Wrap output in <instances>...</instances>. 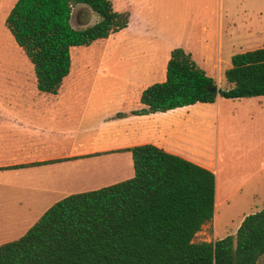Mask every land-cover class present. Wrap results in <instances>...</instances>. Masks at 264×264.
Masks as SVG:
<instances>
[{
  "label": "trees",
  "instance_id": "obj_1",
  "mask_svg": "<svg viewBox=\"0 0 264 264\" xmlns=\"http://www.w3.org/2000/svg\"><path fill=\"white\" fill-rule=\"evenodd\" d=\"M79 3L96 19L72 29L69 12ZM127 17L109 0H15L4 25L32 65L35 88L56 94L71 66L70 48L106 38ZM223 77L229 87L221 90L189 53L172 48L164 80L145 87L143 107L129 113L264 96V45L232 54ZM125 150L132 177L57 200L21 236L0 244V264H255L264 254V204L233 235L195 242L213 216L214 174L151 144Z\"/></svg>",
  "mask_w": 264,
  "mask_h": 264
},
{
  "label": "crops",
  "instance_id": "obj_2",
  "mask_svg": "<svg viewBox=\"0 0 264 264\" xmlns=\"http://www.w3.org/2000/svg\"><path fill=\"white\" fill-rule=\"evenodd\" d=\"M124 4L125 8L117 12L128 14L126 26L91 42L102 41L113 48L115 61L122 67L120 72L101 76L116 81L109 101L115 107L92 117V111L101 106L93 110L91 89L85 92L80 87L81 74L72 72V64L56 94L38 91L34 75L32 89L0 90V188L10 194L17 215L15 226L20 227L14 228V239L62 197L132 177L130 152L125 150L132 146L151 144L212 172L215 209L234 193L242 192L250 177L229 173L230 163L253 156L264 166L262 95L232 99L217 96L211 103L196 102L143 115L129 113L143 107L138 98L145 87L164 80L173 47L147 37L152 34L145 15L138 9L130 11ZM90 18L92 11L81 12L75 25H91L92 19L85 23ZM215 73L216 78H211L216 84L220 70ZM220 116L234 125L235 132H224L219 151ZM105 163L113 165L115 171L105 180H94L91 172H86L92 164Z\"/></svg>",
  "mask_w": 264,
  "mask_h": 264
},
{
  "label": "rangeland",
  "instance_id": "obj_3",
  "mask_svg": "<svg viewBox=\"0 0 264 264\" xmlns=\"http://www.w3.org/2000/svg\"><path fill=\"white\" fill-rule=\"evenodd\" d=\"M14 1L0 0V90L33 88L32 65L4 25V18ZM109 1L116 11L125 8V2L130 11L141 10L152 34L147 37L189 53L206 75L215 79V71L219 69L216 87L221 90L227 86L222 73L230 65V56L264 45V0ZM81 12L83 11L79 14ZM78 19L82 21L83 18ZM93 19H96L94 13ZM115 54L116 51L102 41H95L88 46H74L69 50L70 57L72 55V72L76 70L81 74L80 87L85 92L91 89L90 105L92 108L101 106L98 110L93 108L95 111H92V117L101 115L105 109L115 107L109 101L113 92L110 89L116 81L101 77L103 73L115 74L121 71V65L115 61ZM88 119L87 116L85 120ZM217 127L220 151L224 132L235 130L234 125L225 122L221 116ZM229 168L227 171L234 172L235 176L247 174L250 177L242 187V192L234 193L227 203L216 206V209L214 207L212 220L203 224L193 236L192 240L195 242L213 241L233 235L241 219L258 211L262 202L264 203V166H261V162L256 157L249 156L244 161L238 160L236 164L230 163ZM86 169L98 181L105 180L108 174L115 172L113 165L109 163L92 164ZM2 190L5 189L0 188V243L7 242L5 239H14V228L20 227L15 226L18 219L10 202L11 196L1 192ZM10 221L12 226H9ZM255 264H264V254L257 258Z\"/></svg>",
  "mask_w": 264,
  "mask_h": 264
},
{
  "label": "water",
  "instance_id": "obj_4",
  "mask_svg": "<svg viewBox=\"0 0 264 264\" xmlns=\"http://www.w3.org/2000/svg\"><path fill=\"white\" fill-rule=\"evenodd\" d=\"M80 11L91 12V9L84 3H79L71 7L68 17V23L72 29L85 28V26L78 27L75 25V21Z\"/></svg>",
  "mask_w": 264,
  "mask_h": 264
},
{
  "label": "flooded vegetation",
  "instance_id": "obj_5",
  "mask_svg": "<svg viewBox=\"0 0 264 264\" xmlns=\"http://www.w3.org/2000/svg\"><path fill=\"white\" fill-rule=\"evenodd\" d=\"M91 19H92V18H90V20H89V19H88V20H86V22H85V23H88V22H90V21H91Z\"/></svg>",
  "mask_w": 264,
  "mask_h": 264
}]
</instances>
